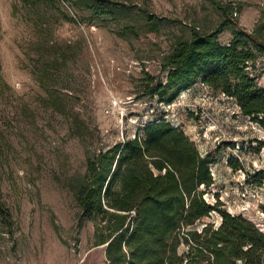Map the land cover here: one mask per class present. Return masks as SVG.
<instances>
[{
	"label": "rangeland",
	"instance_id": "rangeland-1",
	"mask_svg": "<svg viewBox=\"0 0 264 264\" xmlns=\"http://www.w3.org/2000/svg\"><path fill=\"white\" fill-rule=\"evenodd\" d=\"M106 1L121 9L115 17H97L79 0H0V197L12 219L0 220V264H104L73 187L88 156L160 115L213 159L204 198L264 232V180L252 178L264 171V127L202 84L169 106L146 95L147 75L165 79L160 65L177 37L216 28L214 1L238 10L218 36L228 44L232 30L264 38V0ZM248 70L264 87V58ZM220 222L212 212L195 227Z\"/></svg>",
	"mask_w": 264,
	"mask_h": 264
},
{
	"label": "trees",
	"instance_id": "trees-1",
	"mask_svg": "<svg viewBox=\"0 0 264 264\" xmlns=\"http://www.w3.org/2000/svg\"><path fill=\"white\" fill-rule=\"evenodd\" d=\"M79 2L97 17L121 10L106 0ZM214 7L220 15L216 28L205 33L190 27L186 37H177L160 65L165 79L147 75L146 95L169 106L202 84L233 99L243 116L264 127V87L248 70L264 58V38L259 29L232 30L230 42L221 44L218 36L236 24L238 10L231 2L214 1ZM145 20L158 28L155 17ZM140 131L88 156L73 187L79 217L92 222L93 247L101 249L104 264H264V232L223 211L218 199L211 204L204 198L213 184V159L202 158L184 131L162 115ZM252 178L260 185L264 171ZM212 212L219 214V226L195 227ZM0 220L12 224L1 197ZM181 245L186 253L179 252Z\"/></svg>",
	"mask_w": 264,
	"mask_h": 264
}]
</instances>
